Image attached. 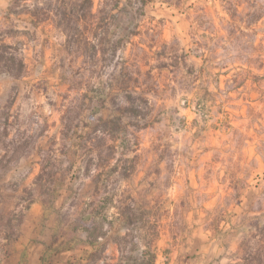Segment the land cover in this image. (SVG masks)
Wrapping results in <instances>:
<instances>
[{"label":"rangeland","instance_id":"374dc122","mask_svg":"<svg viewBox=\"0 0 264 264\" xmlns=\"http://www.w3.org/2000/svg\"><path fill=\"white\" fill-rule=\"evenodd\" d=\"M264 264V0H0V264Z\"/></svg>","mask_w":264,"mask_h":264},{"label":"trees","instance_id":"16d2710c","mask_svg":"<svg viewBox=\"0 0 264 264\" xmlns=\"http://www.w3.org/2000/svg\"><path fill=\"white\" fill-rule=\"evenodd\" d=\"M154 259L155 257L153 255L150 256V261H151V264H154Z\"/></svg>","mask_w":264,"mask_h":264}]
</instances>
